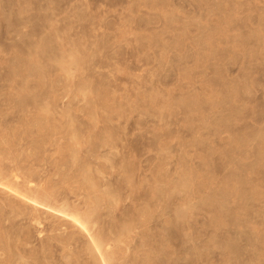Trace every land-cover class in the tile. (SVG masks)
I'll list each match as a JSON object with an SVG mask.
<instances>
[{"label":"rangeland","instance_id":"rangeland-1","mask_svg":"<svg viewBox=\"0 0 264 264\" xmlns=\"http://www.w3.org/2000/svg\"><path fill=\"white\" fill-rule=\"evenodd\" d=\"M0 169V264H264V0H0Z\"/></svg>","mask_w":264,"mask_h":264},{"label":"bare ground","instance_id":"bare-ground-1","mask_svg":"<svg viewBox=\"0 0 264 264\" xmlns=\"http://www.w3.org/2000/svg\"><path fill=\"white\" fill-rule=\"evenodd\" d=\"M29 63V62H28ZM30 143V142H29ZM29 148V147H28ZM92 151V150H91ZM16 155V154H15ZM17 156V155H16ZM62 157V156H61ZM102 157V156H101ZM16 160V159H15ZM26 163V162H25ZM31 165V164H30ZM104 165V164H103ZM52 166V165H51ZM11 168V167H10ZM2 170H3V167H2ZM14 170H17V168H15ZM13 169H12V171H14ZM51 170H52V168H51ZM0 171H1V169H0ZM21 173H23V172H21ZM24 175V174H23ZM33 179V178H32ZM35 180V179H34ZM32 183V182H31ZM8 184V183H7ZM3 185H5V184H3ZM196 186V185H195ZM26 189V188H25ZM31 189V188H30ZM34 189V188H33ZM12 190V189H11ZM14 191V190H13ZM15 192V194H17V195H20V197L22 196L23 198H25V199H27V200H29L30 202H33V204H36V205H41V206H44V207H46V208H48V209H52V208H50V205H48V202L45 204V203H43V202H41L40 200H36V199H34V198H32V197H29V196H26L25 194H23V193H20V191H14ZM28 192V191H27ZM41 197V196H40ZM56 197V196H55ZM53 198V197H52ZM55 199V198H54ZM43 200V199H42ZM51 201V200H50ZM18 206V205H17ZM52 207V206H51ZM56 211V210H55ZM59 213H61L62 215H65V216H67V217H69V218H71L72 220H73V222H75L76 224H77V226L78 227H80L81 229H83V230H85V231H87L89 234V237L92 239L91 240V242L94 244V246L95 247H97V248H100V241L99 240H97V239H95L94 237H93V235H91V233H90V230L88 229V227H87V224L86 223H84L83 221H82V219L80 218V217H78V216H76V215H74V214H69V213H66V212H64V211H58ZM69 212V211H68ZM25 217V216H24ZM30 219V218H29ZM74 223V224H75ZM75 224V225H76ZM143 224V223H142ZM163 231V230H162ZM163 233V232H162ZM95 237H96V235H94ZM99 236V235H98ZM141 237V236H140ZM99 238V237H98ZM96 248V249H97ZM100 251H101V249H99ZM98 251V250H97ZM110 254V253H109ZM124 254V253H123ZM102 259H103V263L104 264H109L108 262H107V260L104 258V255L102 256ZM156 264V263H155Z\"/></svg>","mask_w":264,"mask_h":264}]
</instances>
